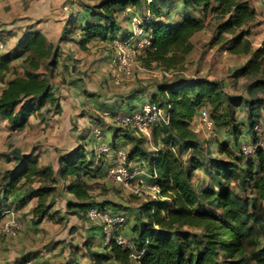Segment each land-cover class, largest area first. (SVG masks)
Returning a JSON list of instances; mask_svg holds the SVG:
<instances>
[{
	"label": "trees",
	"instance_id": "obj_1",
	"mask_svg": "<svg viewBox=\"0 0 264 264\" xmlns=\"http://www.w3.org/2000/svg\"><path fill=\"white\" fill-rule=\"evenodd\" d=\"M89 1L92 0H77L80 7L71 11L72 18L62 30L61 42L73 41L76 33L83 46L99 38L125 39L130 31L120 33L116 15L127 10L139 16L141 27L150 35L143 64L150 67L155 63L165 70L172 69L186 60L193 48L190 38L204 28V17L213 12L222 17L216 23L211 46L224 43L228 52L249 56L246 64L236 70L238 75L258 73L264 65V40L252 49L248 38L255 18L249 0H98L96 5ZM33 28L17 40L14 54H0V120H6L15 129L25 125L27 116L45 107L49 113L50 110L61 112L59 96L51 84L58 48L38 27ZM16 59H21L23 64L21 73L11 66ZM254 85L264 89V79L256 80ZM149 100L168 115L166 122L151 128L155 150H146L142 145L145 136L136 135L130 129L123 130L122 136L131 144L128 157L145 159L149 171L155 170L156 176L151 181L157 186L159 198L147 200L134 209L129 235L124 234L131 247L111 243L101 245L102 249L97 251L90 250L88 245L82 255H88L95 264L249 263L246 252L256 215L248 209L249 200L238 198L225 181L236 180L244 173L264 199V177L256 176L263 170L264 146H257L248 154L241 150L242 144L259 138L255 126L261 128L264 141V125L251 116L247 128L242 130L234 99L227 96L217 80L175 78L158 82L149 93ZM201 107L208 110L215 129L218 134L221 132L220 140L216 138V151L226 159L210 156L212 151L207 149L204 151L190 128ZM243 131L250 138L238 146ZM116 135L115 131L113 138ZM16 151L18 162L1 186L0 215L5 209L19 208L27 199L35 197L37 201L31 209L33 222L38 224L52 217L50 210L54 202L48 197L55 191V184L62 181L72 195L66 201L72 213L84 217L89 207L105 208L103 201L92 199L89 184V179L101 171L102 162L100 157L95 158L93 151L88 154L84 145L61 153L56 170L39 163L36 154L28 156ZM201 152L204 153L202 160L206 153L209 157L206 165L199 159ZM201 170L210 172L209 183L205 185L193 182L195 172ZM35 182L39 184L33 186ZM127 224L128 220L124 226ZM252 258L264 264V254H255Z\"/></svg>",
	"mask_w": 264,
	"mask_h": 264
},
{
	"label": "rangeland",
	"instance_id": "obj_2",
	"mask_svg": "<svg viewBox=\"0 0 264 264\" xmlns=\"http://www.w3.org/2000/svg\"><path fill=\"white\" fill-rule=\"evenodd\" d=\"M89 2L91 5H96L98 0H92ZM249 2L255 12V18L251 23V31L248 35V38L251 42V47L253 49L261 45L264 40V0H249ZM79 7L80 6L78 5L77 0H0V54H4L6 52L14 54L17 40L22 37L23 33L27 30L31 28L34 29L33 27L37 23H40L39 27L44 33L47 34V37L50 39V41L53 44L57 43L54 46L58 48V54H61V43H64V41H60L62 30L67 25L68 20L72 18L71 11L73 12L76 9H79ZM132 15V12L127 10L119 11L117 13V21L119 22L121 29L120 33H123L126 30L131 31L130 21ZM221 17L222 16H219L213 12L207 13V15L204 17V28L195 32L190 38V42L193 45L192 51L188 54L184 62L178 64L172 69L165 70L162 66L155 65V63H152L150 67L145 66L143 64V57L145 55L142 53L141 55L137 56L136 60L131 66L130 74L124 77L122 84L120 85L112 84L108 76V68L106 69L107 75H105V77H103L101 73H96L95 77H91L90 72L94 71L90 69L92 61L90 58L88 59V57L86 60L90 61L88 63L89 65H87V63L85 67L74 65L71 67L72 69L67 66L68 69L61 73L71 74L83 71L85 78L81 79L85 82L78 86V90L85 92L98 88L96 86V82L100 81L99 77L101 76L104 80L110 82V93H116L118 90L116 88L122 85H127L130 88H140L141 86L144 88L143 90H148V88L158 82L171 81L175 78H202L206 80H217L221 83L227 96L234 99V108L237 112L238 122L242 120V122H240L242 130L243 128H247V121L251 116H255L254 118L259 120L264 125V89L257 88L254 85L256 80L264 79V65L258 73L238 75L236 70L246 64V62L249 60V56L237 54L234 55L228 52L225 49L224 43L214 44L211 46V40L215 34L216 23ZM95 40L96 39L90 41L89 44L91 47H95L96 50H99L100 48H107L108 50L112 49L111 40L105 43V45L99 46V43L94 42ZM98 40L103 39L99 38ZM88 49H90V47H88ZM144 50L141 52H144ZM22 65L21 59H16L13 60L11 66H14L18 73H21ZM97 75L99 76V79L97 78ZM54 76L55 75H53L51 78V84L54 88V91L59 96L60 106L61 104L64 106L60 116L59 113H56L54 110H50V113L47 112L45 107L37 114L27 116L25 125L18 129L10 127L6 120H0V190L5 178L11 174L12 170L16 166V163L18 162L19 154H17L16 150H18L20 154L28 156L36 154L39 163L51 161L55 165L57 158L61 153L69 152L77 146L84 145L83 142L79 143V138L81 135H83L82 137L85 139L87 147H89L85 148V150L88 154L91 152L92 142H90V140L88 141L86 138L87 135L83 131H77L78 127H82L81 123L78 124L77 122V115L83 114L85 111L77 109L76 111L78 112L73 113V97L68 96L70 94L74 95V93H76L71 90L73 88V84L68 83L66 79H54ZM130 92L131 91H126L125 95L121 96V98L123 97L125 100L128 98ZM90 94L93 95L95 93L92 91ZM91 97H89L88 94H85L84 99L88 100ZM144 97L149 99V94ZM135 101L137 102L136 99ZM84 103L87 108L85 110L89 111L86 112L88 114L91 113V110H89L91 105L96 107L99 106L92 101L89 103L85 101ZM125 105L126 103L124 102L123 106ZM69 110L71 114L68 118ZM100 114L105 117V115H103V111H101ZM108 119L110 120V118ZM112 123L116 124L115 122ZM97 126H100L103 132L114 128L113 126H116L114 129L118 127L117 124H99ZM120 128V130L115 131L122 136L123 130H126L127 128ZM246 132L247 131H243L242 136L238 140V146L240 143L250 138ZM196 133V136L200 142V146L204 151H206V149L207 151H212V154H209L210 156H223L219 155L216 151L217 139L220 140L221 132L218 134L217 139L209 137V135L203 131ZM90 137L91 139L93 138L92 132ZM144 139L145 140L142 143L143 147L148 151L155 150L156 145L152 141V129L149 132V136H145ZM123 140L124 138L122 137L116 138V142L121 143L120 145L128 151L131 144L128 142L122 143ZM230 140L233 142L232 136H230ZM94 143L95 142L93 141V145ZM203 155L204 153L201 152V157L199 159L203 165H206L209 157H207L206 153V157L202 160ZM262 155L264 157V150ZM223 158H225V156H223ZM146 164V160L142 159L141 166L144 169V173L141 177L144 178L145 182L143 187L144 191H142L141 194L133 193L131 188L115 183L109 177H107L103 170H101L99 173H97L95 178L89 179L93 200L95 199L99 202L103 201L106 209H108V207H115L116 210H111L124 211L129 223L135 208H138L140 205L146 203L147 200H155L159 198L158 189H149V186L154 184L148 176L150 171ZM263 170L259 171L256 176L264 177ZM209 174L210 172L208 170L196 171L193 177V182L195 184L197 183L198 185L207 182L209 183ZM225 183H227L226 186H229L235 191V193L238 194V198H246L249 200L248 209L250 212H253L256 215V220L252 229L253 235L251 236V243L248 244L247 247L246 259L249 262L247 264H259L254 261L252 256L255 254H264V199L260 197L251 184L246 180L244 173H241L240 177L236 180L230 179L227 182L225 181ZM146 190H148L149 193H144ZM120 199H122L123 202H120ZM29 206L30 203L28 202L23 207V209L26 210ZM128 209L131 210V213L128 212ZM23 212L24 211L22 210V213ZM5 217L6 216L1 217L0 221H2ZM18 217L21 222V228L19 231L13 236L1 235L0 237V256H2L4 253V243L7 242L8 238L17 236L24 227V222L21 219V216L19 215ZM24 231L26 234L23 238L30 243H34L35 245L36 243L42 244V249H45L48 240L61 239L62 237L68 238L70 234L67 233L66 230H64L61 226H57L56 223H48L44 228L39 230H33L29 227L24 229ZM96 231L100 234L102 229L97 228ZM123 234L129 235V231H125ZM98 236L99 237H97V239L92 241L93 248H90V250H93L95 246H98V250H100L99 240L103 235L100 234ZM84 238L85 237L83 235H79L75 239V242L80 244L74 249L76 253L75 256L86 257L83 259L81 258V261H79L80 264H84L89 257L88 255H82V253H84L83 248L86 247L84 244ZM42 249L40 250L41 252Z\"/></svg>",
	"mask_w": 264,
	"mask_h": 264
},
{
	"label": "crops",
	"instance_id": "obj_3",
	"mask_svg": "<svg viewBox=\"0 0 264 264\" xmlns=\"http://www.w3.org/2000/svg\"><path fill=\"white\" fill-rule=\"evenodd\" d=\"M35 26L41 30V28L39 27L40 23L35 24ZM45 35L47 37L46 33ZM73 37H74L73 41L61 43L62 52L61 54L57 56V65L54 69L53 75H55L54 79H58V80L66 79L68 83L73 84V88L71 90L76 93H74V95H71V94L68 95L69 97L70 96L73 97V101H74L73 113L78 112L76 111L77 109L81 111H85V113L77 115V118H76L77 122L78 124L81 123L82 125V127L77 128L78 129L77 131H83L87 135L86 138L88 139V141L90 140V142H92L91 151H93L95 147V143L93 145L94 139L93 138L91 139L90 137L92 129L99 124L116 125L112 123L107 117H103L100 114L101 111L109 110L111 112L124 113V114L136 112L140 110L142 103L149 100L148 98L144 96H147V94H149L152 90H154L155 85L148 88V90L147 89L143 90L144 88L141 86L140 88H130L127 85H122L116 88L118 89L116 93H113V92L110 93L109 92L110 82L107 80H104L102 76L99 77L97 75V78L98 77L100 78V81L96 82V86L98 88H95L94 90H88L87 92L79 91L78 86L81 83L85 82L84 80L81 79V78H85L84 72L81 71V72L71 73V74H68V73L63 74L61 72L66 71V69H68L67 66H69V68L72 69L71 67L74 65H80L81 67H85L86 63L87 65H89L88 63L90 61L86 60V58L88 57V59L90 58L92 61V65L90 69L94 71V72H90V76L95 77L96 73H101V75L105 77V75H107L106 69L108 68V60L112 54V49L108 50L107 48L105 49L100 48L99 50H96L95 47L94 48L91 47L89 43L83 46V44L80 43L78 33L74 34ZM47 39L49 42H51L48 37ZM96 40L94 42L99 43L98 46L105 45V43L109 41L108 39L106 40L96 39ZM56 44L57 43L53 45H56ZM88 47H90V49H88ZM91 57H94V58H91ZM92 91L95 94L93 95L90 94L92 93ZM126 91L127 92L131 91V92L129 93L128 98L124 100V98L123 97L121 98V96L125 95ZM85 94H88L89 97L92 96L93 98L91 97L90 99L86 100L84 99ZM135 99L137 100V102L135 101ZM85 101L87 103H89L90 101L95 102V104H98L99 106L96 107L94 105H91L89 109L91 110L90 111L91 113L88 114L86 112H89V111L85 110L87 109L84 103ZM124 102L126 103L125 106H123ZM119 106H122V107H119ZM63 108L64 106L61 104V112L59 113V116L61 115ZM70 114L71 112L69 110L68 118L70 117ZM113 127L115 128L116 126H113ZM114 128L104 131V137L107 141L120 145L121 143L116 142V138L118 137L123 138V136H121L118 132H116L117 135L114 136L115 138H113V134L115 132ZM82 136L83 135H81L79 138V143L83 142L84 147L89 148L87 147L86 141L85 139H83ZM124 142H127V141L123 140L122 143ZM94 154H95V158H98L95 152ZM100 159L102 162L101 170H103V172L106 173V167L108 166L110 156L108 157L102 156ZM40 163L42 165H50L53 170H56L58 166L57 162L55 165L51 161H47L43 163L40 162ZM38 184H39L38 182H35L33 183V186H37ZM55 186H56L55 191L48 197L49 200L52 199L54 202L53 207L50 210V214H52V217L50 216L48 218H44L38 224L33 222V217L31 213V209L36 204V201H37L35 197H31L27 199V201L24 204H22L19 208L14 207V206L13 207L9 206V207H12V209L17 214V216L19 215L21 216V219L24 222V227L17 236L9 237L7 242L4 243V248H3L4 253L2 256H0V264H18L20 261H23L25 259L31 260L32 264H71L73 263V261L75 262V264H80L79 261H81V258L82 259L86 258V257H81V256L80 257L75 256L76 253L73 251L72 248L74 246L80 245L75 242V239L77 236L83 235L85 237L84 244L87 242L86 246L89 245V249L93 248L92 241L97 239V237H99L98 235L100 234L96 230L97 228H100V225L89 222L86 218V214L84 217H81L79 216L78 213H72L66 205V201L68 199H71L72 195L64 188L63 181L55 184ZM28 202L30 203V206L26 210H24L23 207ZM120 202H123V200L120 199ZM108 209L110 210L115 209V207H108ZM22 210L24 211L23 213H22ZM128 212L131 213V210L128 209ZM130 217H131V214H130ZM48 223H56L57 226H61L64 230H66L67 233H70L69 237L68 238L62 237L61 239L48 240L45 249L41 248L42 244L36 243L35 245L34 243H30L26 239L23 238L26 234L24 229H27L30 227L33 230H36V229L39 230V229L44 228L45 225H47ZM130 223H131V219L129 220V223L122 228L121 230L122 233H124L125 231H129ZM100 242H101V239L99 240V246H101ZM41 249H42V252L40 251ZM94 249L97 251H100L102 249V246L100 247V250H98V246H95ZM84 264H95V263L92 262L90 258L88 257V260H86Z\"/></svg>",
	"mask_w": 264,
	"mask_h": 264
},
{
	"label": "built area",
	"instance_id": "obj_4",
	"mask_svg": "<svg viewBox=\"0 0 264 264\" xmlns=\"http://www.w3.org/2000/svg\"><path fill=\"white\" fill-rule=\"evenodd\" d=\"M131 31L127 38H112V54L108 60V76L113 85H120L125 76L131 72V66L137 56L142 54L150 44L149 32L141 27V21L137 14L131 16ZM105 117L110 118L118 126L130 129L136 135L149 136L151 128L159 122H166L168 115L155 102L150 100L142 103L140 110L128 114L103 111ZM190 128L194 132L203 131L211 138H217L218 132L213 125L209 112L205 107L198 110L197 115L192 119ZM259 138L255 142H249L241 145L243 153L248 154L254 151L257 146H264L261 138V128L254 127ZM92 137L95 141L93 152L97 157L110 156L106 175L117 184L131 188L133 193L141 194L144 187V178L142 174V161L128 157V151L119 144L111 143L104 137V132L100 126L92 129ZM148 176L150 179L156 176L152 169ZM157 190V186L150 185L149 189ZM144 193H149L148 190ZM6 216L0 221L1 235L13 236L21 228L19 217L12 208L2 211L0 218ZM86 218L89 222L100 225L102 229L101 245L107 246L111 243H117L125 247H131L129 238L121 233L120 228L124 226L127 216L124 211H112L106 208L96 206L89 207L86 212ZM19 264H32L31 260H24Z\"/></svg>",
	"mask_w": 264,
	"mask_h": 264
}]
</instances>
